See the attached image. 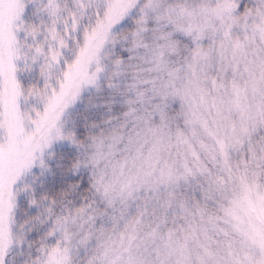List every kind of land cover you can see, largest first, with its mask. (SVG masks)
Returning a JSON list of instances; mask_svg holds the SVG:
<instances>
[{"label": "snow or ice", "instance_id": "1", "mask_svg": "<svg viewBox=\"0 0 264 264\" xmlns=\"http://www.w3.org/2000/svg\"><path fill=\"white\" fill-rule=\"evenodd\" d=\"M0 264H264V0H0Z\"/></svg>", "mask_w": 264, "mask_h": 264}]
</instances>
